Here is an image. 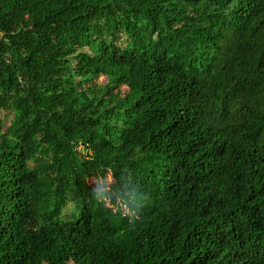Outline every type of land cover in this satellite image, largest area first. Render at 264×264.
<instances>
[{
  "label": "trees",
  "instance_id": "trees-1",
  "mask_svg": "<svg viewBox=\"0 0 264 264\" xmlns=\"http://www.w3.org/2000/svg\"><path fill=\"white\" fill-rule=\"evenodd\" d=\"M0 264H264V0H0Z\"/></svg>",
  "mask_w": 264,
  "mask_h": 264
},
{
  "label": "rangeland",
  "instance_id": "rangeland-1",
  "mask_svg": "<svg viewBox=\"0 0 264 264\" xmlns=\"http://www.w3.org/2000/svg\"><path fill=\"white\" fill-rule=\"evenodd\" d=\"M99 82L107 83V79L104 78V77H102V78L99 79ZM104 182H105V185H106L107 187H110V185L112 184L111 179H109V180H105Z\"/></svg>",
  "mask_w": 264,
  "mask_h": 264
}]
</instances>
